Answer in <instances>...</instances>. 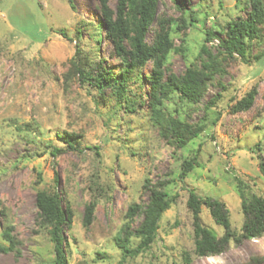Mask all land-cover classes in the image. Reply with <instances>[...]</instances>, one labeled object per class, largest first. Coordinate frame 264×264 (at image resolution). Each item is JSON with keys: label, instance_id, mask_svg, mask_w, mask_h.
Masks as SVG:
<instances>
[{"label": "rangeland", "instance_id": "1", "mask_svg": "<svg viewBox=\"0 0 264 264\" xmlns=\"http://www.w3.org/2000/svg\"><path fill=\"white\" fill-rule=\"evenodd\" d=\"M108 2L114 8L117 0ZM73 3L75 9L69 0H0V245H10L3 238L6 228L17 240L8 250L0 249V264H52L53 242L48 226L40 225L35 204L39 190L59 191L63 206L69 202L73 210L65 229L68 264H264V234L242 239L224 255L198 256L187 203L190 190L224 201L238 231L244 221L238 187L264 196V25L247 63L237 55H223L218 41L229 21L246 16L250 0H161L158 5L146 41L152 42L161 26L170 30L174 48L166 71L181 74L199 64L207 58L202 46L216 55L222 70L199 103L177 94L164 102L165 113L189 125H205L183 148L153 122L146 77L152 63L140 69L141 85L129 88L128 102L135 111L120 105L112 92L102 96L80 81L76 63L87 69L100 60L119 71L123 61L107 38L99 0ZM209 29L216 36L205 40ZM253 86L257 95L252 107L233 111ZM219 91L215 106L207 108ZM64 132L78 135L76 149L53 156L51 145L66 146L57 137ZM195 154L193 169L180 178L183 161ZM159 183L174 202L164 211L151 247L123 258L115 238L127 208L134 202L145 205L150 194L145 185ZM88 204L94 209L86 226ZM200 218L222 236V226L206 205ZM141 220L135 216L132 226ZM130 242L134 247L138 239Z\"/></svg>", "mask_w": 264, "mask_h": 264}, {"label": "trees", "instance_id": "2", "mask_svg": "<svg viewBox=\"0 0 264 264\" xmlns=\"http://www.w3.org/2000/svg\"><path fill=\"white\" fill-rule=\"evenodd\" d=\"M161 0H117L114 8L110 7L108 0H99L100 10L105 25L107 38L114 44V53L122 60L119 71L104 66L102 61H97L87 69L76 63L79 79L83 83L95 87L105 96L106 91L112 92L117 102L125 104L126 107L135 111V106L129 105L131 84L135 87L141 85V68L152 63V69L146 75L151 82L149 93V107L155 125L161 126V134L169 136L177 148H183L189 141L196 138L204 129L203 124L189 125L179 117L165 113L164 102L169 101L173 94H177L182 100L196 104L201 101L203 93L208 85L214 80L216 73L222 72L217 64L216 55H212L205 46L201 52L207 53V58L200 63H192L181 73L174 74L166 71L168 54L174 48L173 38L169 29L161 26L152 42L146 41L147 32L151 29L153 22L157 19L158 5ZM72 9H75L73 0H69ZM250 9L245 17L231 20L227 23L224 36L218 37L219 48L225 56L237 55L243 62L250 61L249 48L258 38L259 26L264 25V1L250 0ZM195 21L196 18L193 17ZM185 23V21H183ZM62 36L68 35L64 29L58 31ZM216 33L211 29L206 31L205 40L212 39ZM79 51L75 54H78ZM259 59V56L255 57ZM223 91V89H221ZM257 87L253 86L234 105L233 111L248 110L255 102ZM221 97L217 92L208 103L207 108H213ZM142 105V102H139ZM218 117L212 121L215 123ZM57 137L66 146L51 145V154L56 156L66 148L76 149L75 141L78 142V135L64 132L57 134ZM78 146V144H77ZM196 164V154L183 161L180 178H185ZM264 171V163H260ZM54 183H58V177L54 176ZM158 185L146 186L150 194L145 205L131 203L125 213L126 222L121 227L115 238L117 246L122 250L123 258L133 257L148 250L157 237L160 227V220L165 210L174 202L168 197L167 192ZM241 196V208L244 214L242 227L236 231L232 228L230 210L224 201L213 197H200L190 190L188 206L192 210L195 253L198 256L224 255L229 246L239 244L242 239H252L264 234V196L252 191L245 192L242 186L238 187ZM35 204L37 214L40 217V225L48 226V233L53 242L54 259L52 264H68L66 246L69 244L65 229L70 227L73 217V210L67 202L66 207L62 204V197L59 191L48 193L46 190H39L36 193ZM202 205H206L216 223L222 226L223 234L218 236L212 229L204 226L201 222L200 213ZM93 204H88L84 214V225H90L93 216ZM140 215L142 220L137 226H132L135 216ZM137 238L136 246L131 247V238ZM3 238L8 240L10 245L1 250H8L15 246L17 240L11 235V229L3 231ZM252 260V259H250Z\"/></svg>", "mask_w": 264, "mask_h": 264}]
</instances>
